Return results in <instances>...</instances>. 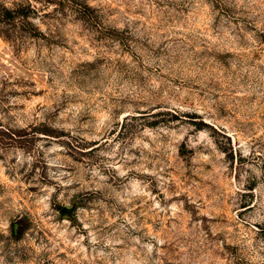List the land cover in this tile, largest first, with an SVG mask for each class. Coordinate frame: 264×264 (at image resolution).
Wrapping results in <instances>:
<instances>
[{
    "label": "rangeland",
    "instance_id": "obj_1",
    "mask_svg": "<svg viewBox=\"0 0 264 264\" xmlns=\"http://www.w3.org/2000/svg\"><path fill=\"white\" fill-rule=\"evenodd\" d=\"M0 264H264V0H0Z\"/></svg>",
    "mask_w": 264,
    "mask_h": 264
}]
</instances>
